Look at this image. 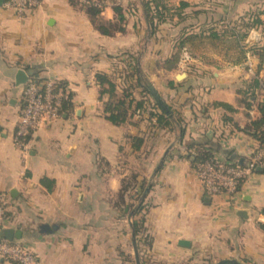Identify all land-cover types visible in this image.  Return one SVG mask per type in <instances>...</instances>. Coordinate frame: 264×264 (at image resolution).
Masks as SVG:
<instances>
[{
	"label": "crops",
	"instance_id": "1",
	"mask_svg": "<svg viewBox=\"0 0 264 264\" xmlns=\"http://www.w3.org/2000/svg\"><path fill=\"white\" fill-rule=\"evenodd\" d=\"M100 2L105 22H119L115 8H123L124 32L101 34L68 0L46 1L22 17L0 7V196L9 204L3 227L22 232L14 242L36 264H138L136 250L140 264H264V172L250 173L233 196L211 197L193 163L201 147L241 166L260 145L264 0H162L174 16L155 30L145 0ZM249 15L259 23L245 44L258 53L242 59L226 42L195 53L185 47L169 62L185 32L213 25L222 33ZM184 49L191 58H183ZM133 66L141 81L131 83L134 98L156 104L143 89L150 84L171 110L168 117L159 108L170 126L146 113L120 126L106 119L96 76H122L121 89ZM20 70L64 83L72 99L68 115L30 137L27 156L14 144ZM133 180L150 187L148 194L130 189L118 206L123 183ZM142 204L143 241L132 214ZM0 264L14 263L0 257Z\"/></svg>",
	"mask_w": 264,
	"mask_h": 264
},
{
	"label": "trees",
	"instance_id": "2",
	"mask_svg": "<svg viewBox=\"0 0 264 264\" xmlns=\"http://www.w3.org/2000/svg\"><path fill=\"white\" fill-rule=\"evenodd\" d=\"M71 4L75 6H80L81 8L85 9L89 18L91 19L93 25L97 28V30L106 36H113L118 32H124V28L121 27V24L125 22L126 16L123 12V8L118 6L115 8V12L119 17V22L113 24L109 22H105L100 20V15L103 9V4L100 0H88V4L80 3L76 0H68ZM162 0H145L144 6L151 21V25L153 29H157L159 25L168 22L174 16L171 13V10L165 7L162 4ZM187 4H183V7H186ZM134 8V7H133ZM133 8L130 9L129 12L133 14ZM180 15V14H178ZM246 16V18L242 19L239 23L235 25L226 26L225 30L222 33H219L217 28L213 25L202 27L199 31L193 32H185L177 42V52L172 56L169 62L178 61L179 56L181 54V50L185 47L191 49L192 53L196 51L204 49L207 45H214V44H222L226 45V42L234 43L239 56L242 59H245L248 52L251 53H258L259 50L255 46H249L245 44V40L248 36L249 31L255 24L259 23V21L255 20L254 16ZM231 51V50H229ZM133 72H126L123 73L125 87H119L118 80L122 79L120 75H113V77L108 76L106 74H98L96 76L97 84L100 87V100L106 101L103 102L104 110L103 113L106 119L111 122L113 125L120 126L127 122L130 117L133 116H142L143 114H148L149 118L157 119V123L159 126H170L172 123L170 120L166 118V116L161 113L157 104H154L148 99H140L137 100L134 98L132 89L134 88V84L132 85L133 81L136 80L137 86L141 87V81L138 77V71L136 66H133ZM129 84V85H126ZM59 86L66 87L64 83H60ZM120 89V92L118 91ZM145 93V97H147V93ZM72 99L69 95V99L65 100L62 106V116L68 115L72 109ZM262 119L259 122V137L260 141L262 140V132L261 128L264 125V104L262 105ZM160 111V113H157ZM30 139V137L28 138ZM134 142L137 148L141 147L143 144V140L139 138H135ZM194 158V165L199 162L208 161L214 158L210 150L205 148L199 147L195 154ZM136 186V187H135ZM139 188L140 194L142 195L146 185L139 184L136 180L125 182L122 185V189L119 193V203L118 206H124L125 204V196L130 189ZM141 195L137 198L140 199ZM1 200V196H0ZM146 206L139 205L133 211V229L135 231L136 236H142V241L145 240V217H146ZM133 208V207H132ZM131 213L128 209V214ZM9 212L6 213L4 219L9 217Z\"/></svg>",
	"mask_w": 264,
	"mask_h": 264
},
{
	"label": "built area",
	"instance_id": "3",
	"mask_svg": "<svg viewBox=\"0 0 264 264\" xmlns=\"http://www.w3.org/2000/svg\"><path fill=\"white\" fill-rule=\"evenodd\" d=\"M49 0H6L4 7L14 10L19 17L32 8L39 7ZM88 4V0H76ZM183 58H191L187 49L183 50ZM188 60V59H187ZM69 99L66 87L59 86L50 80H39L29 77L23 85L21 114L14 134V144L18 150L27 156L29 152V137L41 127L58 121L62 116V106ZM262 140L247 166H239L222 161L216 157L195 164L197 175L205 193L211 197L233 196L244 179L262 169L264 172V125L261 129ZM9 210L8 201L1 197L0 224ZM0 257L14 264H36L35 255L24 246L10 242L0 236Z\"/></svg>",
	"mask_w": 264,
	"mask_h": 264
},
{
	"label": "water",
	"instance_id": "4",
	"mask_svg": "<svg viewBox=\"0 0 264 264\" xmlns=\"http://www.w3.org/2000/svg\"><path fill=\"white\" fill-rule=\"evenodd\" d=\"M6 2V0H0V7H2L4 5V3ZM184 75H180L178 78L181 79L183 78ZM17 84L18 85H24L27 83L29 76L22 70H20L17 74ZM143 89L150 95V97L154 100V102L157 104V106H159V108L161 109V111L166 114L168 117H171V110L169 109V107L167 106V104L162 100V98L159 96V94L156 92V90L150 85V84H145L143 85ZM232 160H236V157H232ZM239 164L241 166H247L248 163L244 164L243 160L239 161ZM257 171H262V169H257ZM150 187H147L144 193L143 197H146V195L149 192ZM22 232L21 231H17L15 229L12 228H4L1 224H0V236L5 238L6 240L10 241V242H14L15 240H20L22 238ZM182 245H187L186 242L181 243ZM136 259H137V263H139V259H138V252L136 250ZM214 264H240L239 262L235 261V260H222L219 261L217 263Z\"/></svg>",
	"mask_w": 264,
	"mask_h": 264
},
{
	"label": "rangeland",
	"instance_id": "5",
	"mask_svg": "<svg viewBox=\"0 0 264 264\" xmlns=\"http://www.w3.org/2000/svg\"><path fill=\"white\" fill-rule=\"evenodd\" d=\"M190 52V51H189Z\"/></svg>",
	"mask_w": 264,
	"mask_h": 264
}]
</instances>
